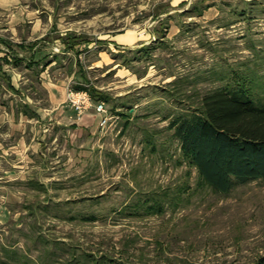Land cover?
<instances>
[{
	"label": "rangeland",
	"instance_id": "rangeland-1",
	"mask_svg": "<svg viewBox=\"0 0 264 264\" xmlns=\"http://www.w3.org/2000/svg\"><path fill=\"white\" fill-rule=\"evenodd\" d=\"M70 32L91 41L73 69L108 95L111 119L94 132L77 114L59 129L0 126L10 131L0 141L24 133L28 144L0 170V264H253L264 254V180L212 190L169 124L240 77L264 103V0H0V36L43 41L39 69ZM125 32L138 39L118 42ZM61 57L40 80L67 91L75 55ZM5 67L43 113V82L25 63ZM10 95L0 87V115Z\"/></svg>",
	"mask_w": 264,
	"mask_h": 264
},
{
	"label": "trees",
	"instance_id": "trees-1",
	"mask_svg": "<svg viewBox=\"0 0 264 264\" xmlns=\"http://www.w3.org/2000/svg\"><path fill=\"white\" fill-rule=\"evenodd\" d=\"M61 40L64 51L76 50L91 42L84 34L76 32L66 33ZM96 42L107 44L102 40ZM0 44L6 46V54L11 55L13 64L25 60L31 67L40 62L33 54L29 58L19 56L18 49L26 48L24 44L1 37ZM148 50L149 47H142L136 52L147 53ZM2 61L9 62L6 57H0V77L10 90L17 92L3 71ZM255 84L252 78L240 77L235 86L208 92L196 105L184 107V113L169 124L184 159L197 170L201 182L216 192L226 194L238 185L264 180V103L254 94ZM73 89L87 91L93 102L110 100L108 95L91 84L85 72L80 73V81L73 85ZM88 220H95V217ZM91 260L97 263L96 258L91 257ZM253 264H264V254Z\"/></svg>",
	"mask_w": 264,
	"mask_h": 264
},
{
	"label": "crops",
	"instance_id": "crops-1",
	"mask_svg": "<svg viewBox=\"0 0 264 264\" xmlns=\"http://www.w3.org/2000/svg\"><path fill=\"white\" fill-rule=\"evenodd\" d=\"M1 38H3V37H1ZM3 39L8 40L10 42H13L7 38H3ZM115 39L120 43L130 44V43L134 42L135 40H137L138 37L136 36V34L134 32H127V33L125 32L122 35L116 36ZM41 42H43V41H41L39 39V40H35L34 42L27 44V45L25 44L24 41H21L19 43L26 45V47L28 45H30V47H31L30 55L33 54L35 57V60H40L38 65L31 66V67L27 66L25 60L20 62V64L25 63L26 68L31 69L32 72L34 73L33 75H35L36 78L39 79V81L43 82V86H44L45 90L47 91V94L49 97L48 103H47V108L42 110L43 113L39 112L36 109H33L30 102L26 99L27 95L23 93L22 87H20V86L17 87L16 85H14V83L12 81V75H11V73H9L8 68L5 67V65L13 64L12 62H10L11 61V55L6 54L7 53L6 46H4L3 44H0V46L1 45L4 46V47H2L3 49L0 47V52L2 53V55L0 57H6L9 61V62L2 61L3 71H5L8 74L10 84L12 85V87L15 90H17V92L10 90L7 86V83L0 77V87L4 88V90H6L7 92H9L11 94L9 97L10 102H7L9 105L6 103L5 104L3 103V105H5L3 107L7 108V111L9 112L10 116L9 117L7 116V114H8L7 112L2 113L0 115V126L4 125V124L13 125L16 123H19V125L30 124V126L33 127V130H32L33 132L35 129L40 128L39 127L40 125H38V124H41L42 126H46V125L51 126L52 129H54V128L59 129L60 123L67 122V120H70L76 114L74 109H70L66 105V94H67L66 87H67V84L65 82H62V81L53 82L52 80H50V78H47L44 75L43 76L46 79L40 80V76L45 71L47 66H50V65L53 66L52 64H55L54 66H56V64L61 60V58H62L61 55H63V53H73L75 55V60L71 61V63H70V64H72V67L70 66V73H72L78 77V80L75 82L80 81V74L78 73V70L80 68L83 69V67L80 65L79 69L77 71L74 70L73 68H74V66H76L77 63L78 64L80 63L81 54L86 53L90 50L89 47L91 46V42L87 43V44H82L81 46L76 48V50L79 51L78 53H76V50H65L64 51L65 46L63 43H61L62 44L61 45V47H62L61 53L62 54L61 55L60 54H54L52 56V59L45 61L44 64L42 65V69H39L40 64L42 63L41 62L42 57H39V55L41 54V52H40L41 48L38 49V45ZM13 43H18V42H13ZM33 43H35V45L31 46ZM24 49H27V48H24ZM30 55H29V57H30ZM19 56L29 58V57L24 56L23 54L22 55L19 54ZM57 56H58V58H57ZM76 61H78V62H76ZM31 87H32V85H31ZM17 98H19V101ZM94 103H97V102H94ZM6 105H8V106H6ZM83 115L84 116L82 117V120H81L83 126H85V127L90 126V130L92 132L97 130L98 127L101 128L100 122L103 118V115L96 113L94 108L89 109ZM8 130H9V128H8ZM9 132L0 133V136L1 137H8V136H10ZM15 139H16L15 142L16 141L17 142L16 143H10V144H8L7 142L0 141V170L2 169V165L6 162L7 156L12 154L13 152H15L14 149H18L20 145H23V143L25 144L24 133H19V135ZM17 144H18V147H16ZM24 146L27 147L28 144L26 143ZM29 146H30V144H29ZM3 170H4V168H3Z\"/></svg>",
	"mask_w": 264,
	"mask_h": 264
},
{
	"label": "built area",
	"instance_id": "built-area-1",
	"mask_svg": "<svg viewBox=\"0 0 264 264\" xmlns=\"http://www.w3.org/2000/svg\"><path fill=\"white\" fill-rule=\"evenodd\" d=\"M67 100L70 106L75 110L78 117L82 116L91 108H94L96 113L103 115V118L100 122L101 128H104L111 119V116H109L107 113L105 103H94L89 93L85 90H75L69 86L67 89Z\"/></svg>",
	"mask_w": 264,
	"mask_h": 264
}]
</instances>
